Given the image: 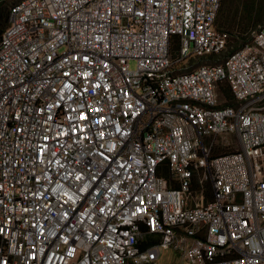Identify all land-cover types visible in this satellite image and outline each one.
<instances>
[{
  "label": "built area",
  "instance_id": "2783aa9c",
  "mask_svg": "<svg viewBox=\"0 0 264 264\" xmlns=\"http://www.w3.org/2000/svg\"><path fill=\"white\" fill-rule=\"evenodd\" d=\"M221 2H10L0 264H264V24L197 64Z\"/></svg>",
  "mask_w": 264,
  "mask_h": 264
},
{
  "label": "trees",
  "instance_id": "16d2710c",
  "mask_svg": "<svg viewBox=\"0 0 264 264\" xmlns=\"http://www.w3.org/2000/svg\"><path fill=\"white\" fill-rule=\"evenodd\" d=\"M235 0H222L217 18L215 20V27L222 29L224 26H228L229 22L225 20ZM8 0H0V35L4 28L7 26V15H8ZM237 21L232 25L236 29V32L230 35L233 39L240 41L238 45L232 49H227L220 54H210L206 57H200L197 64L205 62L206 64H215L224 60L230 53L239 49L244 43L251 40L250 32L257 28L259 25L264 24V0H243L236 6ZM195 64L190 65L184 71H189L194 67ZM180 72V71H176ZM219 89L223 92L226 101L225 105H233L234 99L228 85L224 82L219 84Z\"/></svg>",
  "mask_w": 264,
  "mask_h": 264
},
{
  "label": "rangeland",
  "instance_id": "374dc122",
  "mask_svg": "<svg viewBox=\"0 0 264 264\" xmlns=\"http://www.w3.org/2000/svg\"><path fill=\"white\" fill-rule=\"evenodd\" d=\"M8 1H9V4H10V2L16 1V0H8ZM242 1L243 0H235L233 6L230 9V11L227 14H225V16L227 17V18H225V20L227 22H229V25L222 27V30L227 31L230 35H232L233 33L236 32V29L234 27H232V25L235 24V22L237 21V19L235 18L236 6L238 4H240V2H242ZM239 42L240 41H237V40L233 39L232 37H230L229 38V47H228V49H232L233 47L238 45ZM203 63H205V62H203ZM219 99H220L221 102H225L226 101V98H225V96H224V94H223V92L221 90L219 91ZM228 140H229L228 141L229 144L226 145V146L219 147L216 150V153H224V152L232 151V150H235V149L238 148L237 143H236V141H235V139L233 137L229 138ZM169 252L170 251L167 250V251L162 252V253H169ZM170 253L168 254V256L171 257L172 262L173 263H177V258L178 257H176L175 255H172V253L171 254Z\"/></svg>",
  "mask_w": 264,
  "mask_h": 264
}]
</instances>
